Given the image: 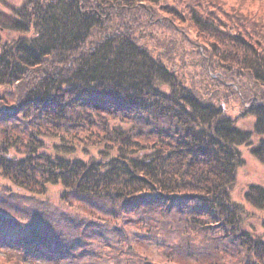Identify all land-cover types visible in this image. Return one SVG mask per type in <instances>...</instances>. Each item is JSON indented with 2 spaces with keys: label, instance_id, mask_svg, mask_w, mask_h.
<instances>
[{
  "label": "trees",
  "instance_id": "trees-1",
  "mask_svg": "<svg viewBox=\"0 0 264 264\" xmlns=\"http://www.w3.org/2000/svg\"><path fill=\"white\" fill-rule=\"evenodd\" d=\"M232 1L25 0L0 15L18 37L0 34L7 263L264 264L232 198L239 147L264 165V0ZM59 184L69 210L33 204ZM243 200L262 211L264 186Z\"/></svg>",
  "mask_w": 264,
  "mask_h": 264
},
{
  "label": "rangeland",
  "instance_id": "rangeland-1",
  "mask_svg": "<svg viewBox=\"0 0 264 264\" xmlns=\"http://www.w3.org/2000/svg\"><path fill=\"white\" fill-rule=\"evenodd\" d=\"M236 3V0H234ZM230 0L227 8H222V12L229 13V7L234 3ZM25 0H0V15L4 18L10 17L9 15H13V11L24 7ZM257 8L256 5L252 6L251 9L255 10ZM0 26V34L1 38L5 41L6 39H17V35L7 31H1ZM0 39V42H4ZM203 52V49H200ZM212 76V75H211ZM199 77L195 78V81H198ZM235 88V86H233ZM220 89V88H219ZM221 93L223 96H226L230 99V105L228 114L229 116L236 121L237 126L244 130H250L253 124V118L250 116H243L242 110L240 107V103L234 95L232 94V89H221ZM129 127V125H126ZM242 157L244 158L245 164L243 167L238 170V179L237 185L232 192V198L239 204H243L244 208L249 212L250 216L244 220V229L248 231L254 237L260 238L264 240V209L262 211H258L253 209L243 200V194L248 188L250 184H257L264 186V165H262L250 152V147L243 145L239 147ZM99 151L95 148L91 149L89 154H84L81 151H78L76 156L85 161L90 160L92 157L97 156ZM1 185H10V183L2 179L0 177ZM64 199H71L69 192L65 191V188L62 185L50 186L49 191L40 198L34 199L33 204L43 205V204H52L59 208L69 210V206L66 202H63ZM30 204V203H29ZM15 257V254L7 251L0 250V264H13L7 263V260H12ZM33 262V263H32ZM26 264H47L46 261L35 260L26 262Z\"/></svg>",
  "mask_w": 264,
  "mask_h": 264
},
{
  "label": "bare ground",
  "instance_id": "bare-ground-1",
  "mask_svg": "<svg viewBox=\"0 0 264 264\" xmlns=\"http://www.w3.org/2000/svg\"><path fill=\"white\" fill-rule=\"evenodd\" d=\"M71 184H74V181H71Z\"/></svg>",
  "mask_w": 264,
  "mask_h": 264
}]
</instances>
